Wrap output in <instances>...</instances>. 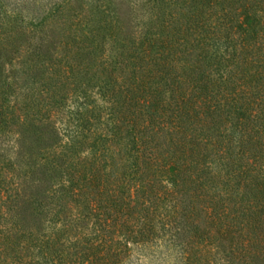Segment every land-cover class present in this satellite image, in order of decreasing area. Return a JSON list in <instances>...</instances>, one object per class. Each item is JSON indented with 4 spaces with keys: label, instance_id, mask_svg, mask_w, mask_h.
Wrapping results in <instances>:
<instances>
[{
    "label": "trees",
    "instance_id": "1",
    "mask_svg": "<svg viewBox=\"0 0 264 264\" xmlns=\"http://www.w3.org/2000/svg\"><path fill=\"white\" fill-rule=\"evenodd\" d=\"M197 1L201 22L159 27L162 68L151 30L131 40L129 57L151 63L147 80L112 74L97 92L102 107H84L86 93L84 104L67 108L59 93L71 68L61 70L52 108L45 91L7 81L0 88V264H124L131 242L152 247L158 239L172 248L186 230L179 216L197 211L185 204L187 191L204 203L209 226L182 249L187 264H230L237 256L253 264L264 255L254 232L264 227V71L238 72L239 47L258 39L263 46L264 34L236 19L233 1ZM242 6L264 30V5ZM235 26L241 40L232 37ZM111 56L104 63L123 68ZM207 66L217 78L200 76ZM53 114L66 126L61 137ZM32 125L67 140L34 146L43 137L26 135ZM50 176L57 183L47 189ZM242 201L232 214L231 204Z\"/></svg>",
    "mask_w": 264,
    "mask_h": 264
},
{
    "label": "rangeland",
    "instance_id": "2",
    "mask_svg": "<svg viewBox=\"0 0 264 264\" xmlns=\"http://www.w3.org/2000/svg\"><path fill=\"white\" fill-rule=\"evenodd\" d=\"M158 1L159 3L152 0H0V88H4L7 81L28 87L27 91L35 93L37 90L45 91L44 105L52 108V95L57 92L55 85L61 78V70L71 68V77L65 79L66 87L62 92L59 91V94L65 96L67 108L76 110L82 103L84 104L86 93L90 94V98L84 107L91 109L94 103L102 107L104 101L97 92L101 87H105L112 74L116 75L117 72V75L120 73L119 75H123L125 79L136 76L137 79L147 80L148 66L150 68L151 63L144 67L145 64L143 65L139 59L132 60L129 57L135 49V44L131 41L133 38L142 39L145 35L144 30H148L149 33L151 30L149 35L157 39L153 56L155 55L157 58L155 62H159L162 68L167 61L159 58L157 52L161 40H166L165 29L159 28L161 24L168 23L181 31L188 24L193 26L203 20L200 16V3L197 0ZM230 1H233L232 7L235 10L232 14H236V19L244 21V26L250 31L253 29L255 32L252 34L256 37L262 36L263 28L253 15L244 13L242 5L249 3L257 8L264 5V0ZM170 26L167 30L171 31ZM232 32V37L237 39L245 35L237 26L233 27ZM261 40H253L239 47L238 52H241V55L238 72L242 77H250L253 73L259 74L260 71H264L262 62L264 59L260 60L264 58V45L260 46ZM109 55L122 61L123 68L113 71L116 69L105 64L104 58ZM134 62H138L137 65ZM205 74L215 78L218 75L208 66L200 76ZM252 81L250 84H244V87L249 89L251 86L252 89L255 82ZM102 114L104 118H108L107 110ZM60 117L59 114H53L52 124L59 128L58 136L61 137L66 130L63 131L60 127L65 129L66 126L62 124ZM44 128L45 131H51V128L32 125L26 133L32 136H30L32 141L33 136L43 137L34 146L42 143L55 146L66 142V136L62 139L57 136L53 139L48 138ZM56 183V177L53 179L50 176L45 179L44 187L50 189L55 187ZM193 193L187 191L184 194L185 204L191 205L190 202H194L191 207H196L197 211L192 210L189 214L185 212L184 217L179 216L186 230L179 238L178 245L166 247L161 243L162 240L158 239L157 244H161L152 247L151 243L141 246L131 242L133 253L131 259L128 258L124 264H187L185 260L187 253L182 249L189 245L187 243L197 241L198 230L209 228L204 213L200 212L204 203L196 200ZM221 193L224 194V191ZM245 203L246 201L237 204L233 202L231 213L239 214ZM233 209L238 210L233 212ZM196 226L199 228L195 229ZM254 232L257 237L264 239V227L255 228ZM239 258L238 256L233 258L230 264L252 262L251 258ZM253 264H264V255L255 256Z\"/></svg>",
    "mask_w": 264,
    "mask_h": 264
}]
</instances>
